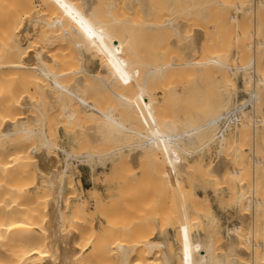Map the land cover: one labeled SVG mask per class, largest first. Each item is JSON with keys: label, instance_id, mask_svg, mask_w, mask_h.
I'll return each mask as SVG.
<instances>
[{"label": "bare ground", "instance_id": "1", "mask_svg": "<svg viewBox=\"0 0 264 264\" xmlns=\"http://www.w3.org/2000/svg\"><path fill=\"white\" fill-rule=\"evenodd\" d=\"M146 1L0 0V264H264V194L260 191L256 194V198L258 195L259 198L252 200L251 191L246 190L251 183L247 179L249 172L254 171L257 182L259 173L264 171V140L262 144L256 140L258 146L254 145L262 156L259 159L252 157L254 154L248 155L251 158L247 157L254 146L247 147L252 151L246 148L253 133L256 137L258 132L264 136V0H257L254 5L249 0H164L162 6H159L160 3L157 6L150 3L151 0ZM231 8L236 12H230V16L226 12ZM217 10L219 16L215 15ZM210 11H213L214 17L218 16L216 22L210 20L213 18ZM225 13L232 22L229 28L226 27L229 22ZM237 13H244L242 20ZM252 14L259 20L255 22V38L258 40L255 41L254 51L253 36L248 34L253 24ZM250 15L252 20H249ZM179 16L185 17L184 20ZM197 20L205 23L212 21V25L218 22L227 25L213 38V45L202 47L194 44V48H185L187 50L184 49V54H181L184 56L188 54L186 51H190V57L188 54L184 60L182 56L180 61L179 58L170 59L174 50V43L170 45L172 38L181 34L179 30L184 27H199L195 23ZM170 32L175 35L171 37ZM209 32L207 36H211L212 32ZM185 34L188 35L187 32ZM147 35H152L154 41L159 43L155 56L148 57L138 50L139 41ZM200 42L203 40L195 43ZM122 45L132 49L129 62L123 59L127 51L120 49ZM164 47H172V51ZM165 57L169 58L164 60ZM251 59L255 62L254 66L249 64ZM211 66L217 67L215 69L222 77L217 78L216 83L217 107L212 108L213 115L210 112L212 116L205 127L199 125L196 131H192L195 129L193 123L190 131L185 129L190 123L185 122L188 126H184V122H174L177 119L175 116L174 119L172 117L173 121L165 119L170 115L163 111L164 120L161 121L162 126L159 125L162 127L159 134L148 129L145 131L144 128H149L148 123L156 118L151 110L154 106L157 108L155 93L150 89L153 82L158 80L154 86L158 85L153 88L160 91L159 87L166 84H160V79L169 76L171 80L172 76V81L177 83L176 80L183 76L181 73L186 72L183 76L186 82L189 81L185 78L188 71L189 74L190 71H193L192 74L195 71L202 74L209 72L213 68L209 69ZM126 68L130 71L122 81L120 79H123L122 74H126ZM142 68L146 69L145 73ZM238 73L243 74L244 85H254L252 89L245 86L250 96L245 104L233 103V95L239 89V84L232 75ZM173 74H178V78L175 79L176 75ZM117 82L123 87H117ZM202 87L203 80L200 78L195 88ZM136 88L138 94L134 92L132 97L131 91ZM79 92L85 99L81 100ZM101 93L106 97L105 102L115 98V104L112 100V104L105 107L107 111L101 114L103 117L98 116L95 110L96 101H99L97 95ZM180 94L174 92L173 98L179 99ZM86 99L91 105L90 108L87 106L89 109L85 108L88 105ZM247 104H250L252 112H257V116L249 111L248 114L241 113ZM108 110L109 113L110 110L114 111V114L110 113L114 117L110 118ZM222 113L227 114L223 124H220ZM102 118L104 121L107 119L108 123H103ZM99 120L106 127L101 126ZM141 122H147V127L140 131L144 126L142 124L140 130L133 129L138 132L134 138L130 137L136 142H124L130 140L126 137L128 133L120 131H132L131 127L139 126ZM99 127L104 131L100 132ZM251 127L254 132L249 131ZM152 130L158 131V127ZM118 133L126 136L121 137ZM62 134L70 140V144H67L70 148L73 146L71 149L60 145ZM152 137L159 138L151 141ZM139 138L144 141L141 142ZM217 142L220 144L219 160L205 164L201 157L198 159L201 163L197 162L199 165L192 164L191 157L203 154ZM88 145L89 149H85L84 155H81L84 146ZM95 145H100L97 146L100 149L103 147V153L98 152L100 149ZM149 145L166 146L164 163H173L178 168L176 182L185 186L178 188L176 184L177 189H171V184H168L171 179L168 177V183L160 184L165 187L167 183L166 191L162 187L159 191H152V196L163 199L158 200L162 209L158 205H126L127 200L130 201L127 189V196L123 189L124 195L118 192L104 197L99 189L85 190L81 180H76L82 162H86L95 175L100 161L105 169L120 160L125 164L130 155L129 152L124 156L127 151L134 149L136 152ZM140 152L143 153L142 149ZM223 156H232V165L223 160ZM192 177L196 180L200 177V182H205L206 187L208 183L227 186L232 194V202L237 204L234 206L238 215L236 221L221 230L220 218L210 205L208 196L190 189L194 186ZM178 178H182L183 183ZM44 186L54 191V200L48 196L52 193H43ZM216 186L211 188H218ZM239 187L245 190L239 192ZM46 189L44 192H48ZM169 190L173 195L176 193L178 199L173 198V201H180L179 205L171 203ZM84 191L89 193L93 205H84ZM140 191L134 198L144 202L150 192ZM214 191L219 194V191ZM168 202L169 205H166ZM229 207L224 205L222 210ZM93 210L94 215L101 217L98 223L87 217ZM172 235L179 240L180 248L172 246L173 242L170 245L169 237Z\"/></svg>", "mask_w": 264, "mask_h": 264}, {"label": "rangeland", "instance_id": "2", "mask_svg": "<svg viewBox=\"0 0 264 264\" xmlns=\"http://www.w3.org/2000/svg\"><path fill=\"white\" fill-rule=\"evenodd\" d=\"M148 1H150V0H148ZM148 1H146V2H148ZM154 1V2H153ZM161 2H159V0H151V2L150 3H153V4H155L156 6H157V4H159V6H162V5H164V0H160ZM251 3H253V5L255 4V2L257 1V0H249ZM253 1V2H252ZM163 3V4H162ZM214 8V10H215V6L213 7ZM217 8V7H216ZM213 10V9H212ZM234 10L235 9H233V8H231V10L230 9H228V11L226 12L227 14H231L230 12H232L233 14H235V12H236V10H235V12H234ZM212 14H213V11H210ZM215 12H217V13H215V15H217L218 14V10L217 11H215ZM210 13V14H211ZM225 13V15H227ZM238 14V16H239V19L240 20H242L243 19V17H244V13H237ZM255 15V14H254ZM211 16L212 15H210V18H211ZM218 16H219V14H218ZM218 16H216V17H218ZM231 16V15H230ZM252 16H253V14H252ZM251 15H250V19L249 20H252V18H254L253 20H252V23L254 24H252V25H250V28L251 27H253V28H251V29H254V30H251L250 28H249V33L248 34H250L249 36L251 37V36H253V38L251 37V40L253 41V43H252V45L254 46L253 47V51H254V48H255V46L256 45H254V44H256L257 42H255V41H257L258 40V38L256 39L255 37H256V30H255V22L257 21H259L258 20V17L255 15V16H253L252 17ZM180 17H181V20H184V18L185 17H183V16H179L178 18L180 19ZM216 17H214V14H213V18L212 19H210V20H212L213 22H214V20L216 19ZM226 17V16H225ZM252 17V18H251ZM227 18H228V26H226L227 28H229L230 27V25H231V21H230V18H229V16L227 15ZM218 20V19H217ZM255 20V21H254ZM203 21V20H202ZM200 21L199 20V22H198V20L195 22L197 25H199V27H195V26H193V27H195V28H193V27H191V26H187V27H184L183 29H181V30H179V31H181V32H179L178 30V32L179 33H181V34H177L178 36H175V38H172L173 40V42L171 41V43H170V45H172L173 43V46L172 47H174L173 49V52H171V53H173V54H171V57H170V59L173 57L174 59H178L179 58V61L181 60V56H182V59L183 58H185L184 56H186V55H188L189 53H190V51H186V53H188V54H185L184 56L183 55H181V54H184V52H185V50H187V49H189L188 47H190V46H193L192 48H194L195 46H194V44H196V46H207V47H209V45H211L212 44V42H213V38H215L216 36H217V34H218V32H220L221 31V29L225 26V25H227V23L225 24L224 22H221V24H220V26H218L219 24L217 23V24H214L213 23V25L211 24V22L212 21H206V22H208V23H210L209 25L210 26H208L207 24L208 23H205V21ZM199 24H198V23ZM215 22H216V20H215ZM250 22V21H249ZM194 23V25H196ZM202 23L204 24L203 26H202ZM222 23H223V25H222ZM205 24L208 26V30H207V27L205 26ZM196 25V26H197ZM222 25V26H221ZM202 26V27H201ZM217 26V27H216ZM216 27V28H215ZM220 27V28H219ZM191 28H192V32H191ZM202 28V29H201ZM163 29H165V28H163ZM185 29H186V31H185ZM206 29V30H205ZM211 29V30H210ZM167 30V29H166ZM166 30H164L165 32H167ZM182 30H184V31H182ZM196 30V31H195ZM229 30V29H228ZM163 31V32H164ZM176 31V32H177ZM201 31V32H200ZM205 31V32H204ZM209 31H211L212 33H211V36H207L206 34H209L210 32ZM253 32V34H252V32ZM177 32V33H178ZM187 32V36H186V33ZM189 32V33H188ZM198 32V33H197ZM207 32V33H206ZM229 32V31H228ZM168 33V32H167ZM166 33V34H167ZM171 33V37H173L172 35L174 34L175 35V33H172V32H170ZM184 33V34H183ZM195 33V34H194ZM215 33V34H214ZM165 34V35H166ZM193 34V36H191ZM184 35L186 36V37H184ZM198 35V36H197ZM204 37V39H203V37ZM230 35V34H229ZM169 36V37H170ZM183 37V38H182ZM188 37V40L186 39ZM190 37H192V38H190ZM202 38V40H203V42H200V44H198V43H195L196 41H202L201 40V38ZM205 38H206V40H205ZM183 39H186V40H183ZM192 39V41H193V44L191 45V43H192V41H190ZM181 41V42H180ZM204 41H205V44H204ZM251 41V42H252ZM176 42V43H175ZM184 42V43H183ZM207 42V43H206ZM209 42H210V44H209ZM186 43V44H185ZM190 43V44H189ZM156 44V45H155ZM198 44V45H197ZM139 46H138V50H139V52H141V53H144V54H146V55H149L148 57H150V56H152V55H156V52L159 50V43L158 42H156V41H154V39H153V37H152V35H147V36H145V37H143L142 38V40H140L139 41V44H138ZM155 45V46H154ZM170 45H167V46H170ZM181 45V46H180ZM183 45H185L184 47H183ZM213 45V44H212ZM124 46V47H123ZM202 46V47H203ZM123 47V48H122ZM172 47H171V49H170V47H164L165 49H169L170 51H172ZM183 47V48H182ZM213 47V46H212ZM154 48H156V49H154ZM180 48V49H179ZM185 48H187V49H185ZM191 48V49H192ZM121 50L122 49H125V51H127V54H126V56H125V54H124V56H125V58H123V59H126V61L127 62H129V60H130V58L129 57H131L132 58V56H131V54L133 53L132 52V49L130 48V47H128L127 45L125 46V45H122L121 46V48H120ZM131 49V50H130ZM177 49V50H176ZM185 49V50H184ZM177 51H179V52H177ZM252 51V52H253ZM132 52V53H131ZM151 52V53H150ZM178 53V55H177V53ZM120 53V52H119ZM119 53H117L119 56H121V57H123L121 54H119ZM122 54L124 53V50H123V52H121ZM251 54V53H250ZM128 55V56H127ZM179 55H180V57H179ZM191 56V54H189L188 55V57H190ZM166 58V57H165ZM169 58V57H168ZM168 58H166V59H164V60H167ZM128 59V60H127ZM184 60V59H183ZM125 61V60H124ZM174 61V60H173ZM178 61V60H177ZM230 64H231V62H230ZM250 66H254V64H255V62H254V60H250ZM232 65H234L233 63H232ZM234 66H236V65H234ZM213 67V68H212ZM212 68V69H211ZM215 68H217V67H215V66H211V67H209V69H211L209 72H207V74H206V72L204 71V73H202V74H200L199 72H197V71H195L194 72V74H192V72L190 71V74H189V71H188V73H187V75L189 76H185V78H186V80L188 79L189 81H186L185 82V79H184V75H185V73L186 72H184V74H182L181 73V75H183V76H179L180 77V79L178 78V74L176 75V74H173V76L174 75H176V77H175V79H177L178 78V80H176V81H178L177 83L175 82V80H173L172 81V76H171V80H169L170 79V77L168 76V78L166 77V79H160V81H159V83L160 84H162L163 82L164 83H166L165 85H161L162 87H159V89H160V91L159 90H157V89H155L156 88V86L158 85V84H156V86H154L155 84L154 83H158L157 81H155V82H151L152 83V85H151V88L150 89H152V91H154V95L156 96L155 98V100H156V105H157V108H156V106H154L156 109H157V111H156V113H155V108L154 109H151L153 112H152V115L154 116V117H156V118H154L155 120L154 121H152V123H148V126H149V128L146 126L147 125V122H145V124H143L142 122H141V124L138 126V124L137 125H134V128H133V126L132 125H129V126H132L131 128H132V131L130 130V129H125V130H121L120 132L122 133V131H123V133L125 132V134H129V131L128 130H130L131 131V133H133V136L131 135V133L129 134V135H131V136H128V134H127V136L125 135V134H122V136L121 137H128L129 139H130V137H132V138H134V135L138 132V130H140V128L142 127V124L144 125L143 127H142V129L140 130V131H143L144 129H145V131L148 129L149 131H151V132H153L154 134L155 133H157V134H159V128H162V127H160L159 125H161L162 126V124H161V121L162 120H164L163 119V116H162V112L164 111V113H167V114H169L170 116H168L167 118H165V119H170V120H172L173 121V119L176 117L177 119H176V121L174 120V122H178V123H180V124H182L181 122H184L182 125H184V126H188L185 122H188V124H189V127H185V129H188V130H190L191 131V127H192V125H194L193 123H195V125L193 126V128H195V129H192V131L194 130V131H196V127H199V125L201 126V127H205V125L207 124V122L209 121V119L211 118V116L213 115V112H214V109H212V108H215V105H216V107H217V100H218V98H216V97H218V90H217V86H216V83H217V80L219 79V78H221L222 77V75H221V77H220V73L218 72V69H215ZM208 68H207V70H209ZM128 69L126 68V71L125 70H122L123 72L125 71V73L126 74H124V76H123V74H122V71H120L121 73L120 74H122V77H123V79H120V80H122V81H125V79H124V77H126V76H128V73H129V71H130V69L127 71ZM144 70V68H142V71ZM216 70V71H215ZM128 72V73H127ZM144 73L146 72V69L143 71ZM218 73V74H217ZM180 74V73H179ZM191 75V76H190ZM193 75V76H192ZM236 74H234V75H232V78H237L238 79V84H239V89L235 92V96L233 95V103L235 102V103H237V104H245V102H247V101H249L250 100V96H249V92L247 91L248 89L247 88H250V89H252L253 87H254V85L253 84H251V85H248V86H246V85H244L245 84V82L243 81V74L242 73H238L236 76H235ZM121 76V75H120ZM188 77V78H187ZM191 77H193L192 79H191ZM206 77V78H205ZM213 77V78H212ZM121 78V77H120ZM181 78H182V80H181ZM200 78H202V80H203V87L202 88H200V89H197V88H195V86H196V84H197V82H198V80L200 79ZM218 78V79H217ZM168 79V80H167ZM119 80V79H118ZM161 80H163V81H161ZM207 80V81H206ZM214 80L216 81L215 83H214ZM122 81H120V83L122 82ZM170 81H172L171 82V84H170ZM207 83H206V82ZM240 81V82H239ZM88 83H89V81H87ZM87 82H85L86 84H87ZM100 82V81H99ZM118 83V84H117ZM116 83V86L118 87V85L120 86V87H123V86H121L120 84H119V82H117ZM141 83V82H140ZM176 83V84H175ZM180 83V84H179ZM211 83V84H210ZM188 84V85H187ZM215 84V85H214ZM207 85V86H206ZM115 86V87H116ZM171 86V87H170ZM176 86V87H175ZM205 86V87H204ZM214 86V87H213ZM245 86L247 87V88H245ZM87 85H86V88L85 89H87ZM153 87H155V88H153ZM206 87H208V88H206ZM215 87H216V89H215ZM242 87V88H241ZM206 88V89H205ZM84 89V90H85ZM137 89L138 88H136L135 89V91H134V89L131 91V92H133V93H131V95H132V97L134 96V92H135V95H137L138 94V91H137ZM157 91V92H155V90ZM165 89H166V91H165ZM177 89V90H176ZM209 89V90H208ZM212 89V90H211ZM243 89V90H242ZM201 90V91H200ZM203 90V91H202ZM215 90V91H214ZM217 90V91H216ZM86 91V90H85ZM207 91V92H206ZM174 92H178V93H180L181 92V94H180V98L179 99H177V100H175L174 98H173V94H174ZM215 92H216V94H215ZM78 94H80L81 95V93L79 92ZM161 94H164V95H161ZM168 95V96H167ZM184 95V96H183ZM190 95V96H189ZM213 95V96H212ZM238 95V96H237ZM83 96V97H82ZM89 96H91V95H89ZM162 96V97H161ZM249 96V97H248ZM97 97L98 98H96L97 100H99L98 102L96 101V105H97V107L95 108V110H96V112H97V114H98V116H101V117H103L101 114H105L106 113V111H107V108H105V107H108V105H111L112 104V102L115 100V98H111L110 99V102H109V100H108V102L106 103L105 102V96H103L102 95V93L100 94V95H97ZM168 97V98H167ZM182 97H183V99H182ZM185 97H187V98H185ZM213 97V98H212ZM87 99H88V97H86ZM83 99H85V97H84V95L82 94L81 95V100H83ZM86 99V102L88 101ZM108 99V98H107ZM166 99L168 100V102H170V103H167V101H166ZM207 99V100H206ZM210 99V100H209ZM214 99H215V101H214ZM217 99V100H216ZM248 99V100H247ZM113 100V101H112ZM159 100V101H158ZM246 100V101H245ZM85 101V100H84ZM82 102L83 104L84 103H86V102ZM92 101V100H91ZM90 101V102H91ZM163 101V102H162ZM183 101V102H182ZM191 101H193V102H191ZM244 101V102H243ZM158 102H160V104L158 103ZM178 102V103H177ZM214 102V103H213ZM98 103V104H97ZM99 103H100V105H99ZM106 103V104H105ZM110 103V104H109ZM167 103V105H166V107H165V104ZM205 103V105H203ZM207 103V104H206ZM209 103V104H208ZM216 103V104H215ZM82 104V105H83ZM87 104L88 105H86V104H84V105H86L85 106V108L88 106L89 108L91 107V105L89 106V102H87ZM91 104V103H90ZM102 104H103V106H102ZM113 104H115V101L113 102ZM177 105V107H176V105ZM83 105V106H84ZM105 105H107V106H105ZM163 105V106H162ZM212 105H214L213 107H212ZM159 106H160V108H159ZM183 106V107H182ZM209 106V107H208ZM248 107V109L246 110V108H245V110L243 111L242 110V114L244 113L245 114V112H246V114H248L247 112L249 111V112H252L251 111V107H250V104H248L247 105ZM87 107V108H88ZM168 107H169V109H171L172 110V112H171V110H169L168 109ZM209 109H208V108ZM88 108V109H89ZM99 108V109H98ZM167 108V109H166ZM161 109V110H160ZM173 109L175 110V112L173 111ZM178 109V110H177ZM212 110V111H211ZM161 111V112H160ZM168 111L169 112H171L172 114L174 113V115H171V113H168ZM112 111L110 110V113H111ZM114 112V111H113ZM112 112V113H113ZM151 112V111H150ZM149 112V113H150ZM212 113V115H210L211 113ZM109 113V110H108V115L110 116L111 114ZM154 113H155V115H154ZM204 113V114H203ZM256 113V114H255ZM94 114H95V112H94ZM96 114V115H97ZM114 114V113H113ZM117 114V113H116ZM178 114V115H177ZM189 114V115H188ZM192 114V115H191ZM194 114V115H193ZM201 114V115H200ZM226 114L227 113H222L221 114V119H220V124H223V122H224V119L226 118ZM250 114V113H249ZM252 115H256L257 116V112H252L251 113ZM95 115V116H96ZM118 115V114H117ZM117 115H115V116H117ZM210 115V116H209ZM106 116H107V114H106ZM108 116V117H109ZM114 117V115H111L110 116V118L111 117ZM119 116V115H118ZM117 116V117H118ZM162 116V118H160ZM165 116H167V115H165ZM164 116V117H165ZM175 116V117H174ZM179 116V117H178ZM184 116V117H183ZM194 116V117H193ZM200 116V117H199ZM97 117V116H96ZM159 117V118H158ZM170 117V118H169ZM172 117H173V119H172ZM186 117V118H185ZM98 118V117H97ZM105 118V117H104ZM104 118H102L103 119V121L102 120H99L100 121V124H101V126L103 125L102 124V122L104 123V122H106V124L108 123L107 122V119L104 121ZM182 119V120H179V119ZM184 118H185V120H184ZM159 119V120H158ZM196 119H197V121H196ZM117 120H119L118 118H117ZM184 120V121H183ZM102 121V122H101ZM159 121V122H158ZM205 121H206V123H205ZM153 123H154V125H153ZM158 123V124H157ZM152 124V128L150 127V125ZM186 124V125H185ZM197 124V125H196ZM201 124H203V125H201ZM156 125V126H155ZM99 126V125H98ZM103 126H105V124L103 125ZM136 126V127H135ZM155 127V129H157V127H158V131H156V130H152V129H154V127ZM106 127V126H105ZM108 127V126H107ZM144 127H147V128H144ZM126 128H128V127H126ZM130 128V127H129ZM135 128H138V130H134L133 131V129H135ZM144 128V129H143ZM175 128V127H174ZM261 128H263V127H261ZM260 128V129H261ZM91 129H92V127H91ZM91 129L89 128V130H90V132H91ZM101 129V130H100ZM103 129H104V127H103ZM106 129V128H105ZM151 129V130H150ZM99 130H100V132L102 131H104V130H102V128H100L99 127ZM128 131V132H127ZM185 131V130H184ZM249 131L250 132H254L253 131V129H252V127L249 129ZM258 131H260V130H258ZM261 131H263L262 129H261ZM260 131V132H261ZM117 132H119V130L117 131ZM186 132V131H185ZM189 132V131H188ZM191 133V132H190ZM194 133L195 132H193V133H191V134H193V136H195L194 135ZM187 134H189V133H187ZM191 134H189L190 136H192ZM258 136L256 137V135L253 133V135L251 136V141L249 142V143H247V146H246V148L247 147H249V148H251L250 146H254V145H257L258 146V144H262V140H264L263 138H264V136H262L263 134H260L259 132H258ZM125 135V136H124ZM261 135V136H260ZM64 138V139H63ZM153 138H155V137H152V138H150L151 139V141L152 140H156V139H158L157 137H156V139H153ZM258 138V139H257ZM261 138V139H260ZM61 139V140H60ZM59 139V143H60V145L61 146H68L69 148H70V140H68V138L66 137V136H64L63 134H62V138H60ZM63 139V140H62ZM127 139V138H126ZM142 139V138H141ZM140 138H139V140L141 141V142H143L144 140L142 139L141 140ZM67 140V141H66ZM122 140V138H120V141ZM123 140H125V138H123ZM179 140V139H178ZM181 140V139H180ZM256 140H258L259 141V143L258 142H256ZM130 142L131 144H134L136 141H135V139H130V140H125L124 142ZM145 141H146V139H145ZM66 142V143H65ZM252 142H254V143H252ZM255 142H256V144H255ZM67 143H69V144H67ZM258 143V144H257ZM83 145H85V144H83ZM219 142H217L216 144H214V149H213V147L211 146L210 148H208L210 151H208V149L202 154V153H200V154H198L197 155V157H191L190 158V160L192 161V164H197V162L199 161L198 159L200 158L201 159V157L203 158V162L205 163V164H209V163H211V161H217V159L219 160V154H218V148H219ZM96 147L97 146H100V145H95ZM168 147H170V146H172V145H167ZM73 146L71 145V148H72ZM88 147V148H87ZM84 146V149H83V152L81 151L80 153H81V155L83 154L84 155V150L85 149H89V145L88 146ZM101 147V146H100ZM164 147V148H163ZM70 148V149H71ZM98 149H100L99 147H97ZM148 148V149H147ZM151 150H150V149ZM159 148H160V150H162V151H160L159 150ZM249 148H247V150L248 151H252L251 149H254L250 154H249V152L248 151H246L245 153L247 154V152H248V154H247V157H250V156H248V155H251L252 157H255V158H260V157H262L261 156V154L259 153V151H257V150H255V148H256V146H254L253 148H251V149H249ZM102 149H103V147H102ZM102 149H100V150H98V152H100V153H103V150ZM141 149H142V152L143 153H141L140 151H141ZM153 149V150H152ZM165 149H166V146H158V145H154V146H151L150 147V145L149 146H146V147H143V148H140L139 150L137 149L136 150V152H135V150L134 149H132V152L131 151H127V153H125V155L124 156H127L126 154H129V152H130V155L127 157L128 159L125 161V164L123 163H121L120 161V163L121 164H119V162H117L114 166H107V169H105L104 167H102L103 166V163L100 161H98L97 163L98 164H100V165H98V171L97 172H95V175L91 172V169H90V167L89 166H87V164H86V162H82V164L80 163L79 164V173H77V175H76V180H81V182H82V185H83V189H93V188H97V189H99L100 190V192L103 194V196L104 197H106V196H108L109 194H111V193H121L122 195H124L125 194V192H123L122 190L124 189V191H126V189H127V191L129 192V196H127L128 195V192L126 193V195L125 196H127V198L129 197V200L130 201H128L127 200V203L128 204H126V205H153V207H156L157 205L158 206H160L159 208L160 209H162L163 207H161L162 206V204H161V201H163V199L161 198V197H154V196H152L153 195V193L154 192H156V191H159L160 190V188L163 186L161 183L163 182V184H164V182H169L168 180H170L171 182H169L168 184H171L170 186H171V189H173V190H175V188H176V184L178 183V181L176 182V177H175V174L177 173V171H178V168H176V166L173 164V163H164V158H165V153H164V151H165ZM145 150H147V152L150 150V152H148V153H146V151ZM145 151V152H144ZM152 151H154V152H152ZM160 151V152H159ZM208 151V152H207ZM216 151V152H215ZM86 152V151H85ZM104 152H105V150H104ZM134 152V153H133ZM164 153V155L162 154V153ZM254 152V153H253ZM257 152V154H259V157L257 156V154H255ZM79 153V154H80ZM206 153V154H205ZM133 156H132V155ZM135 154V155H134ZM150 154L152 155H154V156H150ZM214 154H218L217 156L216 155H214ZM214 155V156H213ZM123 156V157H124ZM164 156V157H163ZM131 157V158H130ZM139 157V158H138ZM213 159H212V158ZM214 157H216V158H214ZM247 157H246V155H245V158L247 159ZM126 158V157H125ZM141 158V159H140ZM197 158V159H196ZM251 158V157H250ZM250 158H248V159H250ZM122 159H124V158H122ZM196 160V162L194 161V160ZM125 160V159H124ZM123 160V161H124ZM129 160V161H128ZM223 160H225L226 162H228L230 165H232V163H233V157L232 156H223ZM201 161V160H200ZM199 161V162H200ZM198 162V163H199ZM206 162H208V163H206ZM62 163H64V157L62 158ZM201 163V162H200ZM119 164V165H118ZM102 165V166H101ZM123 167H122V166ZM197 165H199V164H197ZM78 166V165H77ZM101 166V167H100ZM175 166V167H174ZM136 170V171H135ZM138 170V171H137ZM189 171H191V170H189ZM254 171L252 170V172L250 171L249 172V174L247 175V179L252 183H249L248 184V186L249 187H247L246 188V190H247V192H249V191H251V193H250V195H251V199L252 200H254V199H257V198H259V195H258V197L256 198V194H259L260 193V191H263V192H261V193H263L264 194V171L263 172H260L259 173V176H258V183L257 182H255V178H254ZM188 174V173H187ZM166 175H167V178L165 179L164 177H166ZM190 175V174H189ZM177 176V175H176ZM184 176V175H183ZM191 176V175H190ZM189 176V177H190ZM170 179H169V178ZM178 177V176H177ZM181 177V176H180ZM185 177L186 176H184L183 178L185 179ZM193 178V177H192ZM162 179H165L166 181H162ZM168 179V180H167ZM179 180L180 179H182V178H178ZM177 179V180H178ZM187 179V178H186ZM194 179V178H193ZM193 179H192V181L189 179V181H191L192 182V185H194V186H189L190 187V189L191 190H194V192L196 191L197 193H199V194H201V195H206V196H208V198H209V200L211 201V204L210 205H212L213 206V209H214V212H215V214H217V216L220 218V228H221V230H224L227 226H229V225H231L234 221H236V219L238 218V215H237V213H236V211H237V209H235L234 208V206L235 205H237L235 202H232V200H231V193H229L230 192V190H229V188L227 187V186H225V185H221V186H216L215 184L213 185H210V183H208L207 184V187H206V184L204 185V183L205 182H200V180L202 181V179L200 178V177H198L197 178V180L196 179H194V182H193ZM97 181V182H96ZM161 181V182H160ZM187 181V180H186ZM186 181H184V182H186ZM180 182H182L181 180H180ZM254 182V183H253ZM93 183V184H92ZM167 183H165V187H162V189H164L165 188V191H166V185H167ZM183 183V182H182ZM187 183V182H186ZM255 183H257L256 184V186H254V184ZM95 184H97L96 186H95ZM162 186H161V185ZM191 184V183H190ZM260 184V185H259ZM178 185V184H177ZM147 186H148V188H147ZM212 186H216V187H218V188H211ZM222 186H223V188H222ZM225 186V187H224ZM252 186V187H251ZM258 186V187H257ZM146 187V188H145ZM168 187V186H167ZM178 188H181V187H185L184 185H182L181 186V183H179V185L177 186ZM189 187H187L188 189H189ZM228 189H227V188ZM47 187L46 186H44V190L46 189ZM79 188H81L80 186H79ZM140 188H142L143 190H141V191H143V192H146V190H148L149 192H150V194L149 193H147L148 194V196H146V199H145V201L144 202H138V201H136V198H134V195L135 196H137L138 195V193H139V189ZM224 188H226L225 190H222V189H224ZM257 188H260V189H257ZM48 189V192H44V190H43V193L44 194H50V193H52V194H50V195H48L49 196V198L52 200H54V198H55V196H54V191L53 190H50L49 188H47ZM46 189V190H47ZM82 189V188H81ZM144 189H146V190H144ZM154 189V190H153ZM156 189V190H155ZM161 189V191H163ZM177 189V188H176ZM219 189H221V190H219ZM137 190V191H136ZM139 190V191H138ZM180 190V189H179ZM214 190H217V191H219V194H218V192H216V191H214ZM238 190H239V192H243L245 189H243V188H241V190H240V187L238 188ZM50 191V192H49ZM52 191V192H51ZM140 191V192H141ZM153 191V193L151 194V192ZM204 191V192H203ZM229 191V192H228ZM259 191V192H258ZM85 192V204L84 205H93V201H92V199L91 198H89V193L87 192V191H84ZM168 192H170V190L168 191ZM174 192H177V190L176 191H174ZM223 192H228V193H226L225 195H222L223 194ZM171 193H173L172 191L170 192V196H172L171 197V203H174V205H179L180 204V201H177L176 200V202H177V204H176V202H174L173 201V198L175 199L176 198V193H175V195H173V194H171ZM43 194V195H44ZM179 193H177V195H178ZM228 194V195H227ZM66 195H67V193H65V197H66ZM52 196H53V198H52ZM154 197V198H156V199H154V198H152V197ZM216 196V197H215ZM221 197V198H220ZM261 197V196H260ZM162 200H161V199ZM164 198H168L167 196H165ZM135 199V200H134ZM161 200V201H159L158 202V200ZM170 199V198H169ZM176 199H178V197L176 198ZM147 200V201H146ZM154 200H157V201H154ZM179 200H180V198H179ZM224 200H225V202H224ZM229 200V201H228ZM165 201H166V199H165ZM169 201V200H168ZM129 202H131L130 204H129ZM170 202V201H169ZM169 202L168 203H166V205H169ZM165 203V202H164ZM163 203V205H165ZM170 203V204H171ZM179 203V204H178ZM233 203V204H232ZM235 203V204H234ZM223 204V205H222ZM113 205H116V203H114ZM156 205V206H155ZM173 205V206H174ZM222 205V206H221ZM224 205H227V208L230 206V205H232L231 207H229V209H225V211H223L224 210V208H226V206L223 208V206ZM157 206V207H158ZM91 207V206H90ZM156 209V208H155ZM223 209V210H222ZM232 209V210H231ZM235 209V210H234ZM157 210V209H156ZM230 210V211H229ZM160 211V210H159ZM233 211V212H232ZM94 210L93 211H90L89 213H88V218H90L91 217V221H93L94 223H98L100 220H101V217H99L98 215H94ZM224 212V213H223ZM91 213V214H90ZM229 213V214H228ZM90 214V215H89ZM91 215H93V216H91ZM222 215V216H221ZM234 215V216H233ZM127 217H128V214L126 215ZM93 217V218H92ZM93 219V220H92ZM128 219V218H127ZM112 220H114V219H112ZM117 219H115V221H116ZM118 220H119V218H118ZM121 220V219H120ZM125 220H126V218H125ZM231 222V223H230ZM224 228V229H223ZM174 233V232H173ZM176 236H174V235H172V236H170L169 238H170V245L172 244V242L174 243V245L172 244V246H174L176 249L177 248H180L178 245H181V244H179V240L177 241L176 240V238H175ZM174 239V240H173ZM224 240H226V239H224ZM177 243V244H176Z\"/></svg>", "mask_w": 264, "mask_h": 264}, {"label": "built area", "instance_id": "3", "mask_svg": "<svg viewBox=\"0 0 264 264\" xmlns=\"http://www.w3.org/2000/svg\"><path fill=\"white\" fill-rule=\"evenodd\" d=\"M248 105V104H247ZM244 108H247V106H245ZM225 121V120H224Z\"/></svg>", "mask_w": 264, "mask_h": 264}]
</instances>
